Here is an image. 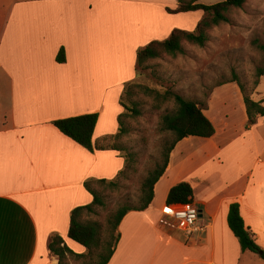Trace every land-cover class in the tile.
<instances>
[{
    "label": "crops",
    "instance_id": "1",
    "mask_svg": "<svg viewBox=\"0 0 264 264\" xmlns=\"http://www.w3.org/2000/svg\"><path fill=\"white\" fill-rule=\"evenodd\" d=\"M177 6L178 0H0V264H58L49 249L53 234L86 251L68 237L72 210L93 200L85 181L112 177L123 159L111 149L91 152L53 122L96 112L93 141L116 135L122 109L114 87L137 78L140 48L180 28L183 13L167 10ZM62 48L65 62L57 60ZM229 88L242 117L219 128L212 104ZM204 112L216 133L175 146L150 207L122 220L108 264H264L242 249L228 223L238 202L264 249V116L248 126L236 82L216 86ZM183 181L205 226L192 236L160 225L170 189Z\"/></svg>",
    "mask_w": 264,
    "mask_h": 264
},
{
    "label": "trees",
    "instance_id": "2",
    "mask_svg": "<svg viewBox=\"0 0 264 264\" xmlns=\"http://www.w3.org/2000/svg\"><path fill=\"white\" fill-rule=\"evenodd\" d=\"M202 0H178L176 8H167L171 14L188 13L191 11H204L203 17L195 30L175 28L165 40H153L137 52L136 74H143L144 70L152 67V62L165 56L176 57L187 52L185 43L204 47L209 41V31L220 24L232 23L231 13L234 9L243 8L247 0H221L214 4H206ZM254 46L262 51L263 59L255 68V81L253 88L248 90L237 75L219 85L236 82L243 94L249 118L248 126L256 123L258 116H264L262 101H255L252 94L258 87L261 77L264 76V42L258 39L253 41ZM57 60L66 61V52L62 48ZM138 92H142L158 102L174 100L175 108L166 111L161 116L160 131L170 132L171 137L163 142L160 159L150 169L142 182V196L137 204L126 202L112 212L107 222L93 219L90 215H99L100 208L107 204L105 187L117 188L123 179L128 178L136 160V154L122 146L120 140L129 133L128 119L142 116L141 101L134 99ZM120 103L123 112L118 117L119 130L110 140L94 142L93 135L98 122L99 114L96 112L57 119L53 124L65 135L91 152L100 149L118 151L125 159V166L113 179H88L84 186L93 196L91 203L77 206L72 210L68 237L86 248L79 253L73 250L60 234H53L49 242V249L58 257V264H108L115 252L120 239L119 226L124 217L131 211H144L148 209L155 197V185L166 172L170 163L171 153L175 146L185 138L212 137L216 133L213 122L205 114L208 101L188 99L181 94L166 90L164 93L147 85L131 81L125 86ZM113 140L112 142H110ZM125 150L123 155L121 152ZM194 191L190 183L180 182L174 185L168 194L167 204H184L193 202ZM240 204L232 203L228 214V223L231 230L238 238L243 250H250L264 259V249L258 244L255 234L246 225L241 214Z\"/></svg>",
    "mask_w": 264,
    "mask_h": 264
},
{
    "label": "rangeland",
    "instance_id": "3",
    "mask_svg": "<svg viewBox=\"0 0 264 264\" xmlns=\"http://www.w3.org/2000/svg\"><path fill=\"white\" fill-rule=\"evenodd\" d=\"M219 1L221 0L201 2L214 4ZM205 16L207 14L201 10L183 13L177 23L180 28L184 26V29L195 30L199 21ZM231 16L232 23L220 24L209 31V41L204 47L186 42L185 54L176 57L165 56L153 61L152 67L144 70L143 74L133 81L163 93L172 90L201 103L209 100L216 86L232 79L234 75H237L246 88L251 90L255 81V68L263 59L262 51L254 46L253 41L258 39L264 42V0H247L244 7L234 9ZM125 86L114 87L115 92L118 88L121 90L119 103ZM114 97H116L115 93L110 98ZM254 98L258 100L264 98V76L254 93ZM134 99L141 101L143 114L128 119L129 133L120 140L122 146L136 154L134 170L130 171L128 178L122 180L119 187H105L106 206L100 208L99 215H90L91 218L103 223H106L108 216L123 203L139 202L142 196V182L148 171L154 168L155 163L160 159L162 142L171 137L170 132L160 131V121L166 111L175 108L174 100L158 102L142 92H138ZM120 106L123 112L121 103ZM238 106V98L234 95L233 89L229 88L220 92V98L212 104L210 114L219 128L234 127L242 117V110ZM108 120L105 124L111 127L107 123ZM115 130L117 133L119 122ZM125 153V150L121 152L123 155ZM122 159L121 169L107 179L115 178L124 168L125 159L123 157ZM74 263L78 264L76 261Z\"/></svg>",
    "mask_w": 264,
    "mask_h": 264
},
{
    "label": "built area",
    "instance_id": "4",
    "mask_svg": "<svg viewBox=\"0 0 264 264\" xmlns=\"http://www.w3.org/2000/svg\"><path fill=\"white\" fill-rule=\"evenodd\" d=\"M160 225L168 230H178L188 236L205 230L201 223L200 207L194 202L164 205L161 209Z\"/></svg>",
    "mask_w": 264,
    "mask_h": 264
}]
</instances>
